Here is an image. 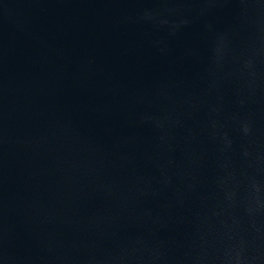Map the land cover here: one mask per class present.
I'll return each mask as SVG.
<instances>
[{"label": "water", "instance_id": "95a60500", "mask_svg": "<svg viewBox=\"0 0 264 264\" xmlns=\"http://www.w3.org/2000/svg\"><path fill=\"white\" fill-rule=\"evenodd\" d=\"M0 264H264V0H0Z\"/></svg>", "mask_w": 264, "mask_h": 264}]
</instances>
